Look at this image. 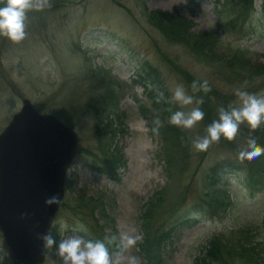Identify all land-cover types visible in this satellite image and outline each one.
Here are the masks:
<instances>
[{"label":"rangeland","instance_id":"rangeland-1","mask_svg":"<svg viewBox=\"0 0 264 264\" xmlns=\"http://www.w3.org/2000/svg\"><path fill=\"white\" fill-rule=\"evenodd\" d=\"M231 1L51 0V7L27 13L23 41L13 43L0 36V134L24 99L43 115L63 106L81 110L73 123L58 117L77 132L79 144L66 174L65 199L51 228L57 243L73 236L88 241L90 233L97 239L115 236L112 244L120 245L125 258L136 256L140 264H148L140 247L146 239L143 225L148 224L152 241L171 232L163 244V264H194L216 237L249 243L259 262L252 264H264V178L251 182L243 163L215 185L208 176L216 164L236 162L254 131L242 124L234 140L221 144L226 141L221 137L207 151L198 152L192 142L206 135L204 119L187 130L171 125L177 135L186 137L181 148L176 137L168 138L166 111L157 109L149 91L136 83V73L147 61L164 78L170 112L199 106L207 116L205 108L210 107L215 119L219 108L239 106L237 90L264 96V0H253L256 13L250 21L237 20L238 7L232 10ZM148 11L190 20L195 35H215L221 42L214 49L213 64L197 61L190 51L165 39L147 21ZM228 21L230 27L220 26ZM239 49L252 54L243 71L232 62ZM92 69L98 71L92 74ZM102 69L118 87L113 109L100 114L112 132L108 137L103 128L105 134L98 135L94 111L89 106L84 110L95 96L92 78ZM193 81H207L211 91L193 92ZM179 85L193 96L192 105L171 102ZM201 98L204 108L196 103ZM157 118L158 134L152 130ZM168 153L175 164L172 174L165 160ZM118 158L121 163L116 166L113 160ZM149 202L154 204L153 215L147 218ZM61 222L67 224L66 230ZM124 234L138 237L137 244L122 249ZM46 252L43 264H61L54 248ZM245 261L232 264H249ZM0 264H13L1 233Z\"/></svg>","mask_w":264,"mask_h":264},{"label":"water","instance_id":"water-1","mask_svg":"<svg viewBox=\"0 0 264 264\" xmlns=\"http://www.w3.org/2000/svg\"><path fill=\"white\" fill-rule=\"evenodd\" d=\"M77 146L75 131L52 115L40 116L27 99L0 135V232L14 264L44 263L38 236L55 220ZM40 191L58 195L60 203L46 206Z\"/></svg>","mask_w":264,"mask_h":264},{"label":"trees","instance_id":"trees-1","mask_svg":"<svg viewBox=\"0 0 264 264\" xmlns=\"http://www.w3.org/2000/svg\"><path fill=\"white\" fill-rule=\"evenodd\" d=\"M229 1V0H228ZM232 4L229 3L228 5L232 6V10L235 7H238L236 9L237 12L235 14H239L237 17V20L244 19L246 21L251 20L252 15L256 13L255 11V5L253 0H232ZM234 15V14H232ZM146 19L150 22V24L153 26V28L161 32L163 37L170 41L171 43L178 44L188 51H190L197 61H201L203 63H206L207 65L213 64L214 60V49L220 44V40L215 35H203L198 34L195 35L192 33L193 23L185 19L181 16H170L168 14H160L157 12H147L146 13ZM262 19L264 20V15H262ZM232 24V22H231ZM230 21L224 24H221L220 26L223 28H228L231 26ZM264 24V22H263ZM244 34L249 31L242 28L241 29ZM251 34V32H250ZM251 52L248 49H239L233 54L232 62L238 66L239 70L243 71L244 68L248 64V62L252 61ZM234 65V66H235ZM98 70L92 69L90 70V73H96ZM102 73L100 75H97L93 77L92 79H95L96 82H94V90H95V96L93 99L91 98L89 102L87 103V106H84L87 111L88 106L91 108V110L94 111V117H95V124H96V131L99 136L102 134H105L101 131L103 130L108 131L106 132L105 136L108 137V135H111L112 132L109 128V124L104 123V120L100 118V114L103 110H111L113 109L115 102L118 100V87L116 83L114 84L112 76H109L104 69L100 70ZM261 73V72H260ZM136 83L143 86L145 91H149L150 98L154 99V106L157 109L163 108L166 112L164 113L165 116L170 118V115L172 112H170L172 106L170 103H168L169 95L166 92V85L164 84V78L162 74L154 68L152 64L149 62H145L144 65L140 66L137 73H136ZM153 87L154 90H151ZM161 94L164 95L161 96ZM208 98V97H206ZM78 99V98H76ZM73 100V99H71ZM80 101V99H78ZM209 101V99H207ZM65 105V104H64ZM203 108L205 104L201 105ZM207 111L206 115L204 117V123L207 125L211 124L213 120H217V118H214V115H212V109L210 107L205 108ZM88 110V111H91ZM52 111V110H51ZM58 117L62 118L64 117L66 121H69L70 123L74 122V118H79L81 110H76L74 106H63L62 109H55L53 111ZM211 113V114H210ZM168 137L171 141H173L176 137L181 148L183 146H186V137H183L182 133L181 136L177 135V130L175 127H172L170 124L167 126L166 130ZM252 134V137L257 139V142L264 146V126L257 128ZM100 138V137H99ZM229 141L226 140L225 142H221V144L228 143ZM171 153H168L165 160L167 162L168 171L170 174L173 172V160L170 156ZM113 158V157H111ZM114 164L118 166L119 163H121V158H118V160H113ZM240 163H243L249 167V175L251 178V182H257L259 178H264V155H261L260 157L256 159H252L251 161L245 160H239L236 158V162L229 160L226 162H222L219 164H216L214 167L211 168L210 173L208 176L210 177V182L212 185H215L217 182L221 181V178H223L226 173L232 172L235 168H237V165H240ZM173 165V166H172ZM115 166V167H116ZM104 173H110V171L101 170ZM164 194V192H163ZM162 194V196H163ZM152 202H149V209L145 213L149 218L152 216L153 212V205ZM99 222V221H98ZM146 222V221H145ZM145 228V236L146 239L140 247L142 248L144 252V258L146 259L148 264H163V244H165L167 239L171 238L170 233L167 232L164 233L163 236H161L160 239L157 241H152V238L150 236V230L147 229L149 227L148 224L143 225ZM92 235V236H90ZM169 235V236H168ZM87 238V240L91 241H102L105 242L106 245L109 248V251L113 253L112 251L116 250L118 252L121 251L120 245L118 243L116 244H107V240L103 237L95 238L94 236H97L95 233H90ZM225 239H222L220 237L213 238L211 241H209L208 247H206L200 256H198L194 262V264H232L235 260H243L245 263L252 264V262L259 263L258 260L256 261L254 255L250 253L252 250L250 244L246 245H240L237 243H234V241L230 238L227 242L224 241Z\"/></svg>","mask_w":264,"mask_h":264},{"label":"clouds","instance_id":"clouds-1","mask_svg":"<svg viewBox=\"0 0 264 264\" xmlns=\"http://www.w3.org/2000/svg\"><path fill=\"white\" fill-rule=\"evenodd\" d=\"M0 36L6 37L13 43H19L26 37V19L29 11H42L51 7V0H0ZM193 92H210L211 88L207 81L202 83L193 81L191 84ZM239 100L238 107L230 106L229 109L223 107L218 109V119L213 120L206 128V135L193 140L192 147L195 151L203 152L221 137L228 141L236 138L240 125L247 126L255 131L264 123V96L258 97L245 91H236ZM171 102L179 104L181 107L192 105L194 98L188 95L182 85L177 86L171 95ZM203 99L196 101L198 105L203 104ZM171 111V110H170ZM205 113L199 107L192 108L189 112L175 111L171 114L168 123L182 128L192 129L198 122L204 119ZM156 127L153 132H159L161 121L157 118L154 121ZM264 155V146L251 137L247 140L246 147L238 153L239 160H252ZM46 206L57 205L60 197L56 194L47 197L44 201ZM27 214H22L21 218ZM61 227L67 229V224L61 222ZM43 242L45 250L53 249L61 264H140L136 256L124 257L122 252L111 253L105 242L85 241L82 237H69L60 239L57 243L53 231L49 229L46 233L38 236ZM107 244L113 243L115 236L106 237ZM121 247L124 250L134 247L138 237L124 234L120 237Z\"/></svg>","mask_w":264,"mask_h":264},{"label":"bare ground","instance_id":"bare-ground-1","mask_svg":"<svg viewBox=\"0 0 264 264\" xmlns=\"http://www.w3.org/2000/svg\"><path fill=\"white\" fill-rule=\"evenodd\" d=\"M52 194L50 193V191H40L39 193V197L42 198V201H45V199L49 196H51Z\"/></svg>","mask_w":264,"mask_h":264}]
</instances>
